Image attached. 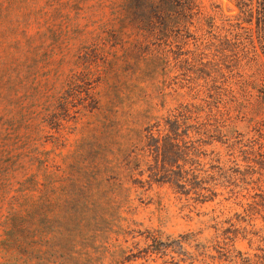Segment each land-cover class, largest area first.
Here are the masks:
<instances>
[{"label": "rangeland", "instance_id": "1", "mask_svg": "<svg viewBox=\"0 0 264 264\" xmlns=\"http://www.w3.org/2000/svg\"><path fill=\"white\" fill-rule=\"evenodd\" d=\"M160 3L0 0V264H234L215 250L225 236H234V247L252 261L264 254V187L255 183L217 185L215 196L204 201L166 183H143L145 172L125 181L114 212L99 209L83 219L61 209L55 218V200L66 201V191L92 174L84 167L104 154L95 150L107 142L116 150L128 135L129 144L135 142L155 116L192 100L197 89L198 100L204 96L203 86L184 87L181 95H167L162 107L156 91L172 77L181 80L183 60H191L195 47L196 68L219 78V86L228 77L229 97L246 105L237 117L231 111V125L248 136L264 133V99L256 89L264 83V0H192L188 30L176 25L167 36L140 35L139 28L155 22ZM75 28L81 32L73 38ZM158 51L163 53L153 59ZM78 52L87 54L78 59ZM83 65L116 66L108 81L94 84L102 106L115 96L106 116L111 121L103 110H84L80 103L69 116L55 114V125L46 123L55 111L56 76L60 87ZM211 149L221 160L229 157L218 142ZM103 174L117 184L116 170ZM152 230L163 241L181 239L182 248L145 253Z\"/></svg>", "mask_w": 264, "mask_h": 264}, {"label": "trees", "instance_id": "2", "mask_svg": "<svg viewBox=\"0 0 264 264\" xmlns=\"http://www.w3.org/2000/svg\"><path fill=\"white\" fill-rule=\"evenodd\" d=\"M160 2L161 7L156 6L153 11L155 22L150 21L152 25L139 28V34L145 37L149 34L167 36L176 25H182L183 30H188L186 23L190 22L189 19L193 15L192 0H160ZM108 31L110 34L116 32L115 29ZM72 32L75 38L81 30L75 28ZM68 37L70 38L69 33ZM196 48L190 52L193 55L191 60L188 57L183 60L186 74L181 80L172 77L167 84H157L156 91L162 98V107L167 95H181L179 89L184 87L192 91L199 85L203 86L204 96L198 100L200 89H197L194 96L191 95L192 100L180 101L167 108L164 113L155 116L135 142L129 144L130 138L127 134L125 141L117 142L116 150L109 148V142L103 144L101 150H95L104 154L100 155L90 168L84 167L92 174L78 189L66 191L69 195L66 201L55 200V218L60 216L61 209L73 210L83 219L95 217L99 209L114 212L115 207L118 206L115 204L117 202L115 195L118 191L127 189L123 186L125 181L137 180L136 176L145 172L147 179L140 180L143 183H166L180 193L193 192L204 201L215 196L217 185L229 187L242 182L264 187V133L258 129L256 133L248 136L231 125L233 121L231 111H235L237 117L243 113L246 105L237 98L229 97V93L233 90L230 88L231 81L228 77H224L223 83L219 86V78L207 72L202 73L200 68H196L198 60L194 55ZM159 53L163 52L158 51L153 54V59L158 57ZM86 54V52H78L76 56L82 59ZM65 57L62 56V59L64 60ZM116 73L117 68L112 65L96 70L83 65L81 70L71 72L65 80L60 81V87L56 85L59 82L57 75L55 111L45 117L46 123L55 125V114L63 112L69 116V108L80 103L84 110H103L104 119H108L106 116L110 117V113L114 110L115 96H107L109 99L102 106L96 96L98 92L94 90V84L108 81L110 76ZM200 80L203 81L202 84L199 83ZM248 84H250L248 81L241 83L242 86ZM166 87L170 90L165 91ZM256 89L258 97L264 99V83L258 85ZM74 112L78 113L80 110ZM213 142H218L226 148L225 154L229 156L227 159L221 160V154L214 149L207 151V146ZM239 155L245 162L242 167L236 162L235 157ZM149 156H152V160ZM109 170H116L118 182L115 186L113 184L111 186L103 176V173ZM64 179H68V176L63 177L62 181ZM248 206L252 207L250 203ZM146 237L153 242L151 247L143 250L147 254H165L167 248H182L181 239L163 241L155 230L148 232ZM234 238V236H225L228 240H223L222 246L217 245L218 248L215 250L219 259L234 264H264V254H261L258 260L252 261L234 247Z\"/></svg>", "mask_w": 264, "mask_h": 264}]
</instances>
